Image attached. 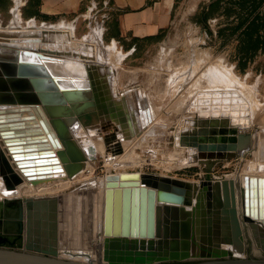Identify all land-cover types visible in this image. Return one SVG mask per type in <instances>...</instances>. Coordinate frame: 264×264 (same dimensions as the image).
I'll return each mask as SVG.
<instances>
[{
	"label": "water",
	"instance_id": "water-1",
	"mask_svg": "<svg viewBox=\"0 0 264 264\" xmlns=\"http://www.w3.org/2000/svg\"><path fill=\"white\" fill-rule=\"evenodd\" d=\"M22 64L28 68L0 66V105H33L43 117L52 145L63 146L68 160L59 165L48 149L43 158L28 152L24 157L22 141L16 137L22 133V125L0 123L1 133L8 136L9 157L21 168L16 172L6 163L0 164V175L9 190H16L26 177L34 185L52 178L36 175L52 168H64L71 178L84 168L87 157L96 159L94 145L85 151L72 134L76 123L84 116L89 119L90 112L110 125L114 123L126 138L152 121L147 98L136 95V106L129 109L124 97L113 95L112 72H101L99 63L88 65L89 86L83 88H61L47 66L32 61ZM242 100L232 102L220 114L215 108L202 112L200 106L189 119L190 127L180 131V145L191 150L189 160L202 166L198 180L139 172H122L106 179L105 238L97 256L79 253L87 257L85 261L65 256L59 249L57 198L0 200V237L17 239L10 245L15 249H0V264H264V253L253 247L249 232L250 228L264 248L256 232L258 219L264 223V178L245 176L237 193L236 180L214 175L223 160L257 151L258 135L252 131L249 106ZM37 144L44 148L43 143ZM121 151L119 145L113 148L114 153Z\"/></svg>",
	"mask_w": 264,
	"mask_h": 264
},
{
	"label": "rangeland",
	"instance_id": "rangeland-1",
	"mask_svg": "<svg viewBox=\"0 0 264 264\" xmlns=\"http://www.w3.org/2000/svg\"><path fill=\"white\" fill-rule=\"evenodd\" d=\"M41 1L0 0L3 40L4 32L15 21L24 29L33 20L36 29L44 35L33 41L35 48L24 51L28 55L20 50V55L15 51L7 53L5 48L0 54L15 59L24 56L45 64L63 87L89 86L88 65L99 63L101 72H112L113 95L124 97L129 109L136 106V95L142 100L146 97L152 117L130 138L114 123L110 125L105 119H98L94 112L72 131L84 150L91 144L96 146L97 158L87 157L94 164H85L73 178H61L62 183L60 177H54L51 184L42 182L54 190L45 194L67 196L62 200L59 219L60 239L69 242V247L83 252L96 247L99 225L95 223L98 208L94 193L104 187L107 176L122 172L171 177L194 175L199 166L188 165L191 150L180 145L179 136L182 129L190 127L189 119L193 118L198 104L210 101L205 94L208 91L224 88L240 91L250 105L252 131L258 135L256 153L238 156L243 159L238 170H233L235 166L231 165L222 171L233 170L232 173L223 176L214 173L216 178L238 176L241 180L239 176L243 172L249 175L258 169H261L259 174H264V0H186L177 5L170 26L151 38L121 35L119 11L111 4L86 0L77 12L48 15L42 12ZM55 36L64 41L59 43ZM27 111L34 115L27 119H34L42 127L32 106ZM118 145L122 151L114 153L113 148L118 149ZM235 159H226L218 165H228ZM121 164L127 166L123 168ZM29 189L24 182L16 191H9L0 175V200L26 195ZM249 232L253 247L264 253L250 228Z\"/></svg>",
	"mask_w": 264,
	"mask_h": 264
},
{
	"label": "bare ground",
	"instance_id": "bare-ground-1",
	"mask_svg": "<svg viewBox=\"0 0 264 264\" xmlns=\"http://www.w3.org/2000/svg\"><path fill=\"white\" fill-rule=\"evenodd\" d=\"M19 14H17V16H18ZM20 18V17H19ZM16 20V19H15ZM17 21H18V19H17ZM22 26V25H21ZM24 26V25H23ZM34 26H35V24H34V21L32 20V21H30V22H28V25L24 28V29H22V28H20V25H19V21L18 22H14L13 23V25H12V27L11 28H9V30H7L6 32H4L5 33V35H4V37H6V38H4V40L0 37V53L3 51V49H4V51H6L7 53L9 52V53H13L14 51H15V53L17 54V52H18V54L20 55V53L22 54V53H26V52H28V51H26V52H24L25 50H29L30 51V49L32 50V46L33 45H35V43L33 42L35 39H38V37L39 38H41L42 36H44L43 35V31L42 30H37L36 29V26H35V28H34ZM41 27V26H40ZM47 29V28H46ZM45 31V30H44ZM46 32V31H45ZM45 32H44V34H45ZM49 32V31H48ZM51 32H52V30H51ZM1 31H0V36H1ZM3 33V34H4ZM47 33V32H46ZM57 33V32H56ZM49 34V33H48ZM62 34V33H61ZM51 35V34H50ZM55 35V34H54ZM53 35V36H54ZM47 36V35H46ZM45 36V37H46ZM49 36V35H48ZM57 36V35H56ZM56 36L54 37V38H56ZM66 36V35H65ZM44 37V38H45ZM50 37V36H49ZM60 38V37H59ZM43 39V38H42ZM56 39H58V37L56 38ZM46 40H47V38H46ZM50 40H53V39H50ZM49 40V41H50ZM38 41V40H37ZM58 41H59V43L60 42H62V41H64L63 40V38H60V39H58ZM45 42V41H44ZM39 43V42H38ZM51 43V42H50ZM49 43V44H50ZM58 43V42H57ZM54 44L56 45V43L54 42ZM58 45V44H57ZM60 45V44H59ZM62 45V44H61ZM38 46V45H37ZM34 47V46H33ZM40 47V46H39ZM50 47V46H49ZM3 48V49H2ZM20 48H22V49H20ZM35 48V47H34ZM41 48V47H40ZM61 47H59V49H60ZM22 51V52H20V51ZM20 52V53H19ZM34 53V52H33ZM38 53V52H37ZM40 53V52H39ZM29 54V52L27 53V55ZM26 55V56H27ZM30 56V55H29ZM28 57V56H27ZM23 61H32V62H34L33 60H29V59H25V57L23 56V57H21V56H18V58L17 59H15L14 57L12 58V57H6V56H2L1 54H0V66L2 65V64H6V65H10V66H12V67H16L18 70L19 69H21V70H24L25 68H28V66L27 65H24V64H22V62ZM4 62V63H3ZM39 62V61H38ZM38 62H35V63H37V64H40V63H38ZM42 65V64H41ZM45 65V64H44ZM1 68V67H0ZM3 68H1V70H2ZM217 69V68H216ZM219 69V68H218ZM218 69H217V71H218ZM1 70H0V73H2L3 74V72H1ZM217 71H215V73L217 72ZM220 72V71H219ZM213 74V73H212ZM226 74V73H225ZM84 75V74H83ZM220 75V74H219ZM218 76V75H217ZM223 76V75H222ZM61 78V77H60ZM62 78H64V77H62ZM220 78V77H219ZM222 78V77H221ZM217 79V78H216ZM223 79V78H222ZM227 78H225V80H226ZM57 80V79H56ZM59 80V79H58ZM58 80H57V82H58ZM60 81V80H59ZM70 81H72V80H70ZM219 81V80H218ZM217 81V82H218ZM223 81V80H222ZM65 82V81H64ZM216 82V83H217ZM225 82V81H224ZM60 82H58V84H59ZM113 83V82H112ZM226 83V82H225ZM64 84V83H63ZM114 84V83H113ZM219 84V83H218ZM60 85V84H59ZM65 85V84H64ZM196 85V84H195ZM230 86H231V84H229ZM68 86H69V84H68ZM75 86V85H74ZM63 87V86H61L60 85V87L61 88H78V87ZM214 86V85H213ZM217 85H215V87H216ZM227 86V85H226ZM219 87V86H218ZM225 87V86H224ZM223 87V88H224ZM217 88V87H216ZM222 88V87H221ZM227 88V87H226ZM57 89L60 91V88L59 87H57ZM210 89V88H209ZM215 89V88H214ZM227 90H231V91H227ZM208 92H210V91H208ZM208 92H206L205 94H208L207 95V99H208V101H209V99H210V101L209 102H207V103H200V104H198V106H197V109H196V113H194V115L195 114H197V112H198V109H199V107L200 106H202V107H204V108H202V112H205V113H210V112H212V110H210V109H217L218 111H216L217 112V114H220L221 112H222V110H225V109H228V108H230V106H231V104H232V102H236V103H240V101H243L242 99H245V101L247 102V104H248V106H249V109H250V105H249V103H248V101L246 100V98L242 95V93L240 92V91H238L237 89H220L219 91H217V92H212L211 91V93H208ZM225 92V93H224ZM201 94V93H200ZM212 100V101H211ZM196 104V103H195ZM32 106V108H33V105H29V106H27V105H20V104H10V105H4V106H2V105H0V110H2V111H0V123H5V124H9V123H12V122H14L15 124H18V125H22V129L23 130H21L20 129V131L22 132V133H20V134H16V137H18V140H21L22 141V144H20V148H23V156L24 157H26V155H25V152H28V154L30 155L31 153L34 155V154H36L37 155V153H38V155L36 156L37 158L38 157H41V158H43V157H45L44 156V154H47L48 153V151L46 150V149H48V150H52L53 152H54V154H55V156H56V158L58 159V164L59 165H61V166H63V162L64 161H67L68 160V158H67V156L64 154V147L63 146H61V147H55V146H53L52 145V143H51V141H48V138H49V132H47V130L44 128V126H43V122H42V119H43V117L42 116H39L36 112H35V110H34V108H33V111L37 114V116H38V118H39V120H40V123H41V125H42V127L39 125V123H37L34 119H32V120H29V119H27V118H34V115L32 114V112L31 111H27V110H29L30 109V107ZM42 106V105H41ZM42 108H43V106H42ZM9 109V110H8ZM45 111V109L43 108L42 109V111ZM43 111V112H44ZM46 112V111H45ZM250 112H251V109H250ZM11 113H14V114H18L17 116H11V115H9V114H11ZM92 112H90V114H91ZM45 115V114H44ZM48 115V114H47ZM49 116V115H48ZM45 118L47 119V117L45 116ZM85 118H87V117H82L81 118V120L80 121H78L77 123H76V126L72 129V131L73 130H76L77 128H78V126H79V124H80V122H82V121H84V119ZM90 118H91V115H90ZM89 118V119H90ZM194 118V117H193ZM251 118H252V113H251ZM47 121L48 122H50V117H49V119H47ZM95 121H97V119L95 120ZM14 123H12V124H14ZM84 123V122H83ZM252 123H253V120H252ZM188 128V127H187ZM13 129L14 128H12V132H13ZM33 129V130H32ZM186 129V128H185ZM1 128H0V137L2 138V144L4 145V147L2 146V144H0V164H3V165H9L14 171H16L17 172V170H21V168L18 166V165H16V166H14L13 165V163H14V159L13 158H10L9 157V155H12V153H11V150H10V144H9V142H7L6 141V138L8 137V136H6L5 134H2L1 133ZM54 131H55V129H53ZM50 140V139H49ZM38 142H41V143H43L42 145H43V149H42V146H39L37 143ZM256 142H257V140H256ZM46 145V146H45ZM91 145H93V144H91ZM91 145H89L88 147H86L85 148V151H86V149H89V147L91 146ZM94 147L96 148V146L94 145ZM25 148H26V150H25ZM30 149V150H29ZM36 149H38L37 151H36ZM57 150V151H56ZM96 153H97V149H96ZM251 153V152H250ZM89 158V157H88ZM87 158V159H88ZM97 158V157H96ZM237 158V157H236ZM90 159V158H89ZM89 159L88 160H86L85 161V164L86 165H88V166H92L94 163L92 162V164L90 163V161H89ZM232 159H235V158H232ZM35 160V159H34ZM32 161L33 163H35V161ZM49 160V159H48ZM92 160V159H91ZM226 160V159H225ZM224 161V160H223ZM6 163V164H5ZM221 163V162H220ZM192 164V162L191 161H189V164L188 165H191ZM257 164H258V162H257ZM257 164H255V165H257ZM122 165V164H121ZM218 165V164H217ZM263 165V164H262ZM49 166V165H48ZM125 166H127V165H122V167L123 168H125ZM259 166V165H258ZM200 167H202V166H200ZM260 167V166H259ZM49 168V167H48ZM52 168V167H51ZM120 168H121V166H120ZM216 168V167H215ZM258 168V167H257ZM248 169V168H247ZM254 169H255V167H254ZM248 170H250V169H248ZM259 170H261V169H258V172H259ZM9 171V170H8ZM215 171V170H214ZM79 172H81V171H79ZM78 172V173H79ZM258 172H253L252 174H249V175H245V173L243 172V174H242V176H239V177H241V180L239 179V178H237L238 176H235V177H230L229 179H234V180H236V182H237V187H236V192L238 193V189H239V185H240V183H243L244 182V177L245 176H248V177H250V176H258V177H262V178H264V174H259ZM64 175V176H61V175ZM36 175H42V176H48V175H51L52 176V178H50V179H47V180H44V181H42V182H45V181H50L49 182V184H51V180H53L54 179V177L55 178H57V177H60V181H61V183L62 182H64V181H62V179L61 178H63V179H68V178H70V177H68L67 176V173H66V170L64 169V168H62L61 170H53V168H52V170L51 171H46V170H44V171H39L38 173H36ZM77 175V174H76ZM76 175H74L73 177H75ZM78 175H80V174H78ZM120 175V174H119ZM159 175V174H158ZM215 175V174H214ZM111 176H114V175H111ZM111 176H107V178L108 177H111ZM161 176H167V175H161ZM216 176V175H215ZM73 177H71V178H73ZM171 177V176H170ZM174 178H177V177H174ZM181 179V178H180ZM58 180V179H57ZM69 180H71V179H69ZM73 180V179H72ZM72 180H71V182H72ZM103 180V179H102ZM28 181L31 183V180H29L27 177L25 178V184H26V186H27V189L30 187L31 189H29L28 190V192H27V194L26 195H24L23 194V196H30V197H35V198H53V197H55V198H57L58 199V204H59V209H58V211H59V214H61V211H62V204H63V202H62V200H65L66 198H67V196H64V194H59V195H47V194H45L46 192H48V191H50V190H52V189H50V186L49 185H46V184H44V185H46V186H48L47 188H46V186H43L42 185V182H40V183H38V184H29L28 183ZM74 181V180H73ZM66 182V181H65ZM104 182H105V180H104ZM69 183V182H68ZM239 183V184H238ZM48 184V183H47ZM22 185V184H21ZM61 185V184H60ZM63 185V184H62ZM20 186V185H19ZM18 186V187H19ZM18 187L16 188V190L18 189ZM105 188H106V186L104 185V187L100 190V192H97L96 191V193H94L95 195H96V197H95V204H96V208H98V210H97V212H96V216H98L97 218H98V222L96 221L95 223H98V225H99V227H96V228H98V230H97V236H96V239H95V241H96V247L95 248H92L91 249V251L90 252H83V251H81V250H77V249H74V248H72V247H69V242H67V241H62L61 239H59V246H60V251H62V254L63 255H65V256H69V257H71V258H73V259H75V260H87V257L86 256H82V255H79V253H88L89 255H90V257H94V256H97V254H98V247L102 244V242L104 241V238H105V236L102 234V226H103V215H104V199H105ZM7 189V188H6ZM7 190H9V189H7ZM16 190H9V191H16ZM24 190V189H23ZM33 191H36V193H31V192H33ZM52 191H54V190H52ZM51 192V191H50ZM95 192V191H94ZM98 193V194H97ZM45 194V195H44ZM47 195V196H46ZM62 196V197H61ZM94 196V195H93ZM93 196H92V198H93ZM65 197V198H64ZM4 198H6V197H4ZM7 198H10V197H7ZM2 200V199H1ZM94 201V200H93ZM94 203V202H93ZM66 206V205H65ZM253 217V216H252ZM95 220H97V219H95ZM97 226V225H96ZM256 232L258 233V236H259V241H260V243L262 244V245H264V223H263V221L262 220H260V219H258V227H257V229H256ZM71 244V243H70ZM79 247H80V245H78ZM225 246H227V247H229V248H233L231 245H225ZM68 252H70V253H68ZM90 259V258H89Z\"/></svg>",
	"mask_w": 264,
	"mask_h": 264
},
{
	"label": "crops",
	"instance_id": "crops-1",
	"mask_svg": "<svg viewBox=\"0 0 264 264\" xmlns=\"http://www.w3.org/2000/svg\"><path fill=\"white\" fill-rule=\"evenodd\" d=\"M86 0H42V12L48 15L69 14L77 12ZM104 4H111L119 11L118 26L120 34L135 38H151L165 31L172 23L174 10L178 4H183L186 0H97ZM243 162L242 158L231 161L228 165L220 164L215 168L216 175L223 176L232 173L238 165ZM234 165L232 171H222ZM219 167V168H218ZM221 167V168H220ZM230 172V173H229ZM201 169L192 177H180L186 180H198ZM184 176V175H183Z\"/></svg>",
	"mask_w": 264,
	"mask_h": 264
},
{
	"label": "flooded vegetation",
	"instance_id": "flooded-vegetation-1",
	"mask_svg": "<svg viewBox=\"0 0 264 264\" xmlns=\"http://www.w3.org/2000/svg\"><path fill=\"white\" fill-rule=\"evenodd\" d=\"M16 242H17V239L12 238V237H8V239L0 237V249H10V250L15 249V248L11 247L10 245L14 244ZM262 258L264 259V256Z\"/></svg>",
	"mask_w": 264,
	"mask_h": 264
}]
</instances>
